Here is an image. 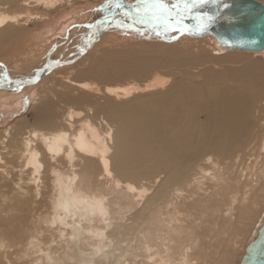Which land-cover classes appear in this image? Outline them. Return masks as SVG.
Instances as JSON below:
<instances>
[{"label":"bare ground","instance_id":"bare-ground-1","mask_svg":"<svg viewBox=\"0 0 264 264\" xmlns=\"http://www.w3.org/2000/svg\"><path fill=\"white\" fill-rule=\"evenodd\" d=\"M74 1L0 0V6L36 7L42 14L61 15L60 18L66 20L60 35L70 33L73 26L82 33L97 28L91 31L95 32L92 39L90 36L82 39L80 32L82 46L79 48L78 44L75 57L70 60L77 56V61L93 48L96 42L112 32V25L146 35L154 32L129 28L133 21L124 15L126 21L123 24L113 19L112 23H107L109 15L104 12L91 21L75 22L71 27L72 23L67 19L73 12L70 7L74 6ZM93 1H96L94 4L106 2ZM258 1L264 3V0ZM119 2L123 8L116 10L122 15L124 8L137 0ZM166 2L172 4L176 0ZM38 14L30 13V10L16 13L0 10L1 42L8 35L20 34L23 25L38 19ZM48 29L51 31L52 28ZM45 33L39 37L37 34V40L45 39ZM158 37L168 42L194 40L199 44L211 40L215 44L208 36L202 37L207 40L186 34L175 37V33H162ZM57 46L53 44L48 53L54 52ZM237 53L242 57L264 59L263 51ZM50 57L46 55L48 63L44 66V61L42 70L27 77L35 78L33 76L45 71L43 81L11 90L4 88L11 86L7 81L20 80L26 77V72L25 75L23 72L10 74L0 62L3 80L9 79L0 85L3 87L0 96L21 91L17 93L20 95L26 89L35 88L31 92L30 107L32 110L37 108L33 121L24 118L19 123L15 121L0 134V223L8 228L5 234L0 230V264H213L221 244L227 246L243 230L248 237H254V229L264 219V133L260 135L258 146L247 147L238 154L242 159L238 160L241 161L239 165H244L239 171L243 180L233 176V170L228 171V166L226 169L230 173H226L221 163V159H227L222 155L230 148V141L252 137L253 121H249L248 116L254 114L248 110V104L244 113L239 112L237 105L224 93H217L214 102L199 96L197 107L205 116L204 122H195L192 117L191 128L184 131L177 126L170 127L176 124L171 118L166 124L168 129L161 135L156 119L146 118L140 108L131 113L122 108L137 100L132 96L135 93L167 86L168 77L155 74L142 85L106 86L103 101L99 96H82L80 93L70 96L68 89L63 87L66 91L62 92V99L89 104H86L85 112L68 106L60 118L52 109L60 98L54 95L61 85L42 83L48 79L47 74L56 75L57 70L67 65H56L66 61L61 57ZM257 62H247L244 68L264 69L263 63ZM15 66L17 69L18 65ZM64 82L69 84L66 87L72 86L82 92L95 88L89 81L64 77ZM95 90V94L101 92L98 88ZM111 97L116 101L130 100L116 103ZM101 114H105L104 117ZM114 122H118L116 127ZM196 131H200L198 138L207 144L210 154L207 152L201 162L188 163L191 165L187 171L181 173V167L195 153V146L187 141L193 139ZM245 145L239 146L237 152ZM222 147L226 150L221 151ZM234 170L236 172L235 166ZM142 180L147 182L140 183ZM258 195L262 198L261 205L256 199ZM41 207L47 208L48 213L36 215L37 208ZM10 221L17 223L16 227L24 228L23 239L16 235L19 231H10ZM45 233L47 241L43 242L40 237ZM235 246L233 244L224 252L223 264L230 262Z\"/></svg>","mask_w":264,"mask_h":264},{"label":"rangeland","instance_id":"rangeland-1","mask_svg":"<svg viewBox=\"0 0 264 264\" xmlns=\"http://www.w3.org/2000/svg\"><path fill=\"white\" fill-rule=\"evenodd\" d=\"M87 2V0H75L73 2L75 7H70H73V12L70 13L72 16L69 15L70 19H67L70 23H73L71 27L76 24L75 22H88L94 17L99 16L102 12H104V14L106 13L103 7L105 3L94 4L96 1L93 0L92 2ZM4 6H0V10L6 11L7 13H16L18 11L26 12L29 10L30 13H39L38 17H40L38 19L32 20L23 25L24 30H20V34L19 32H16L13 36L10 35L12 37L8 35L5 39L3 38V42L0 40V62L7 69L8 73L17 75L20 73L22 74L23 72L25 75L26 72V76H28L33 74V72L42 69L43 63L46 60V55L56 41V35H60L58 30L61 25L62 27L65 25L66 19H61V15L53 17L50 16V14H42L37 11L36 7L35 9L34 7H29L30 9H19L18 6ZM80 12H84V14L80 15ZM79 16H82V18H78ZM74 27L75 26L69 29L71 30L70 33L68 31L69 34L65 33V35H63L65 36V39L62 37L59 40L61 43L63 42L62 44L58 42L59 45L57 46L58 48L55 53L60 56L51 55L53 54L52 52L50 54L51 57L49 56L50 59L61 57V59L69 62L72 57H75V51L77 50L80 41L79 35L80 32L82 34V30L78 28L75 29ZM112 27L113 29L110 30L112 32L107 33L104 38H101V40L96 42L93 48L82 54L75 63L65 66L62 70H57L56 73L58 74L55 73L56 75H54V73L47 74L48 79L42 84L46 86L61 85L57 87L58 89L56 88L57 92H55L54 96H63L62 92L68 89V95L70 96H79L80 93L82 96H99L100 100L103 101L105 98L103 90L106 86H126L128 84L142 85L155 74L162 77H168V84L163 89L148 91L146 93H135L132 96H136L134 98L137 100L122 106L123 109L127 110V113H131L135 108H140L146 118L156 119L158 121V132L161 135L165 129H168L166 124L171 118L176 124L169 126L172 128L177 126L178 129L184 131L191 128L192 117L195 122H204L205 116L203 113H200V110L197 107L199 96L214 102V96H216L217 93H224L231 98V101L234 104L237 105L239 112L244 113L246 112L245 108L248 104V110L254 114L248 116V120L251 122L253 121L252 129L250 128L252 137L250 138V136H248L244 139L230 141V148L226 151L225 155H222L227 159H221L222 167L226 170V173L229 174L230 172L228 171H230L231 168V172L233 170V176L236 178L238 177L239 180H243L239 171L244 165H239L241 161L239 162L238 160H242L239 155L245 148V150H247L250 146H258L261 139L260 135L264 133V124H262L264 120V69L258 68L257 71H253L250 70V67L244 68V65L253 60L260 61L264 64V59H255L248 56L242 57V54L240 53L238 54L236 52L235 54V52L221 50L217 48L211 40H208V42H200L199 44H197L196 41L189 39V41L183 42H178V39L176 41L168 42L159 40L160 38L155 32H150L147 33L149 35H146L144 32L120 29L117 25H112ZM123 27H125V25ZM48 28H52L51 31H47L49 30ZM46 31L47 33H45ZM42 33H45V39L40 38V40H37ZM89 36L92 39L91 35H84V37ZM34 37H36V39ZM33 38L34 40H31ZM69 38L70 41H68ZM202 39L207 40L206 38ZM66 40L68 43H66ZM229 57L232 58L230 59ZM15 64L18 65L17 69L15 68ZM263 64L262 67H264ZM2 73V69L0 68V85L6 84V81L3 80ZM64 77L80 82L89 81L88 83H91L95 88L90 92H82L76 90V88L74 89V87L72 88V86L66 87L69 84L64 82ZM41 81H43V79ZM47 82L50 84H46ZM64 83L66 84L65 86ZM63 87L66 88V90H64ZM96 88L101 91L99 94H95ZM34 90L35 88H30L24 90L20 95L17 93H20L21 91H18L16 94L0 96V134L9 125L12 123V125H14L16 122L19 123L23 118L28 121H33L37 108L33 110L31 109L30 98L31 92ZM48 93L49 91L47 94ZM121 100L119 101L123 102L125 100V102H127L130 98L124 99L123 101ZM111 101L120 103L112 97ZM87 103L73 102L64 100L60 97L57 101V105H54L52 111L56 117L59 116L61 118L68 106L70 108L73 107V110L75 109L76 111L85 112ZM259 107L260 110H258ZM255 108L256 110H254ZM101 115L104 117L105 114ZM253 116H255V119ZM113 124L116 127L118 122H114ZM199 135L200 131H196L193 139L187 141V143L195 146V153L188 158L186 162L187 165L185 163L186 166L184 165L181 167V173L187 171L189 168L188 165L203 161L205 158L204 155L208 152L207 144L203 143L204 141H201V139L198 138ZM163 140L164 139H161L160 141ZM256 140L258 141L257 144ZM249 142L251 143L249 144ZM241 145H245V147L238 153L237 149ZM197 150L199 151L198 153ZM220 150L224 151L226 148L222 147ZM208 153L210 154V152ZM247 162L248 161H246V163ZM226 166H228V171ZM234 166L236 167V172ZM123 178L124 177H121L120 179ZM143 182L144 181L142 180L140 183ZM146 182L147 180H145L144 183ZM165 183H169V181H165ZM256 199L259 201V205H261L262 198L260 199V195H258ZM252 211H255V209ZM47 213V208H37L36 215H44ZM16 226L17 223H11L10 227H12V229H10V231H19L16 232V235H19V238L23 239L24 228H18ZM7 229L8 228H5L4 225L0 223V230L2 233L5 234ZM256 229L257 228L254 229V232ZM22 233L23 235H21ZM251 238L252 237H248V233L243 230L242 233L238 237H235L231 243H228L227 246L226 244H221L219 250H216L213 264H217L218 261H221V264H223L224 252L231 249L233 244H236L233 249L234 255L228 264H238L243 248ZM40 239L43 242H46L47 234H43Z\"/></svg>","mask_w":264,"mask_h":264},{"label":"water","instance_id":"water-1","mask_svg":"<svg viewBox=\"0 0 264 264\" xmlns=\"http://www.w3.org/2000/svg\"><path fill=\"white\" fill-rule=\"evenodd\" d=\"M220 4H227L228 7L223 8L216 19L208 26L206 31L199 33L195 32L192 30L194 28L195 21L188 19L185 21L189 27L188 32L168 33H175V37L186 34L197 39L208 36L214 39L217 47L226 49L230 52H264V3L258 0H220ZM198 10L215 15L217 5L209 3ZM122 16L123 14L121 15L120 11L116 10L115 13L108 16V19H106L107 23H112L113 20H116L123 24L126 20L123 19L124 17ZM86 25L87 24H84L83 26ZM132 25L133 22L129 24V28L133 29ZM92 26L95 25L93 24ZM147 27L148 28H144L141 25H136V28L134 29L154 31L151 25ZM96 29L97 28L90 30L88 33L83 31L84 34L82 33L80 37L84 38V35H93L95 32L91 31H96ZM81 38L79 48L82 46L80 44L83 38ZM48 56H50V53H48ZM76 59L77 56L69 62L66 61L56 65H69L75 62ZM47 61L48 60H46L44 66L48 63ZM45 73V71L40 72L36 76H33L35 78L30 79L27 78L29 76L22 77L20 80L14 79L7 81L9 79H5L8 83H11V86H5L4 88L11 90L19 89L26 85H34L42 80ZM238 264H264V219L261 225L256 229L254 237L244 246Z\"/></svg>","mask_w":264,"mask_h":264},{"label":"snow or ice","instance_id":"snow-or-ice-1","mask_svg":"<svg viewBox=\"0 0 264 264\" xmlns=\"http://www.w3.org/2000/svg\"><path fill=\"white\" fill-rule=\"evenodd\" d=\"M209 3L217 5L215 15L198 10ZM227 7V4L221 5L220 0H176L172 4L167 3L166 0H137L135 4L124 8L123 15L133 21V28H136V25H151L155 34L160 36L168 32H188L189 27L185 23L188 19L195 21L192 30L198 33L206 31L223 8ZM121 8L123 6L119 0H106L104 5V10L109 16L113 11Z\"/></svg>","mask_w":264,"mask_h":264},{"label":"crops","instance_id":"crops-1","mask_svg":"<svg viewBox=\"0 0 264 264\" xmlns=\"http://www.w3.org/2000/svg\"><path fill=\"white\" fill-rule=\"evenodd\" d=\"M72 24H73V23H72ZM61 27H62V25H61ZM61 27L59 28L58 31H61V30H60ZM61 35H62V34H61ZM61 35H56V37H55V39H56L55 43L58 44V45H59L58 41H59L62 37H64L63 35H62V36H61ZM86 36H87V35H86ZM55 43H53V44H55ZM79 43H80V41H79ZM57 48H58V47L55 48V51H57ZM55 51L53 52L54 54H56ZM51 55H52V54H51ZM55 59H56V58H55ZM61 60H62V59H61Z\"/></svg>","mask_w":264,"mask_h":264}]
</instances>
